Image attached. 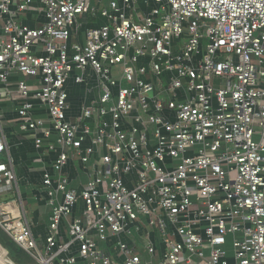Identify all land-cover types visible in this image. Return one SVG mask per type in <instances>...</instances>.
Returning a JSON list of instances; mask_svg holds the SVG:
<instances>
[{
	"label": "built area",
	"instance_id": "built-area-1",
	"mask_svg": "<svg viewBox=\"0 0 264 264\" xmlns=\"http://www.w3.org/2000/svg\"><path fill=\"white\" fill-rule=\"evenodd\" d=\"M34 2L45 18L39 27L20 22ZM146 2L153 7L134 20L138 0H111L101 10L93 0H0V82L14 72L38 79L37 86L18 84L20 128L44 127L30 116L38 101L51 127L36 147L59 137L49 147L59 150L58 177L43 176L52 206L44 250L9 204L0 203V228L36 264H77L68 256L75 246L86 264H264V0ZM87 15L107 23L81 39ZM86 70L100 96L72 123L65 86ZM94 115L100 122L92 128ZM97 147L106 151L104 171L72 189L65 168L71 159L87 165ZM5 150L0 132L7 191L16 175ZM79 204L83 219L74 217ZM63 222L69 242L60 236ZM139 227L147 261L124 240ZM152 232L162 240L157 263ZM110 245L115 256L104 248Z\"/></svg>",
	"mask_w": 264,
	"mask_h": 264
},
{
	"label": "crops",
	"instance_id": "crops-1",
	"mask_svg": "<svg viewBox=\"0 0 264 264\" xmlns=\"http://www.w3.org/2000/svg\"><path fill=\"white\" fill-rule=\"evenodd\" d=\"M111 0H93L98 10L108 9ZM119 4H122V0H116ZM153 7L151 2L147 3L146 0H138L135 9L131 12L134 20H139L145 13H148ZM37 15V17H36ZM45 21L44 14L42 13V6L38 2H34L30 9L20 15V22L31 27H38ZM83 29L81 30V39L84 37V32L87 28L98 27L105 25L107 20L100 16L87 15L83 18ZM2 24L0 21V38H3ZM147 60H143L142 64H146ZM119 68L113 70L114 76H119ZM82 76L85 80L82 84H77L75 78ZM25 82L30 86H37L39 84L38 79L24 77L19 72L11 74L9 81L4 84L0 82V132L4 136L6 141V150L3 153V161H5L14 170L16 175V181L13 183L11 190L5 191L3 185L0 186V203L9 204L10 210L15 214L19 221L28 224L31 228L33 235L41 250H44L46 237L49 233L50 218L52 215V206L47 195V189L43 185V176L45 173L51 174L53 180L57 179V173L53 169L54 162L56 161L59 150L51 152L49 147L51 145L57 146L58 135L52 133L50 139L43 143L40 148L35 145L37 138H43L45 131L51 127L50 118L47 112V108L40 104L38 101H32L34 108L31 112V119L33 121H42L44 127L36 131H23L20 128V116L19 109L24 103L23 99L18 93V84ZM166 84V82H163ZM65 89L68 93V110L67 119L76 123L79 121L81 111L83 108L88 107L92 101L98 100L100 96V86L97 77L91 70L85 72L75 71L67 81ZM184 93V92H183ZM182 93V94H183ZM179 100L184 101V94L180 96ZM20 119V120H19ZM5 122L3 126L1 122ZM100 119L94 115L88 120V124L95 127L96 123H99ZM5 128V129H4ZM92 145L91 139H87L84 147H90ZM66 153H72L71 148L64 149ZM106 151L103 148H96V153L91 156L90 162L84 165L78 159H71L67 167L64 170V174L69 178L72 189H79L84 186L89 178L93 176L97 171H104L102 157ZM135 176H133L134 179ZM83 207L79 204L74 212L75 218L83 219ZM144 221V220H143ZM88 222L84 220L86 225ZM146 224V223H144ZM141 226V225H140ZM67 222H63L60 227V236L65 241L69 242V236L67 233ZM137 237L124 236V240L128 243H132L142 253L145 261L148 259V255L145 252V239L147 233L143 227H139L138 231L134 229ZM96 235V234H93ZM150 239L158 246L157 256L153 262H158L161 257L162 240L158 236L157 232L150 234ZM144 242V249L141 242ZM107 254L115 256L116 251L113 246H104ZM68 256H73L77 259V264H86L84 260L79 257L77 246L73 247ZM1 259L3 255L0 254ZM11 264L7 259L5 261ZM58 263V262H57Z\"/></svg>",
	"mask_w": 264,
	"mask_h": 264
},
{
	"label": "trees",
	"instance_id": "trees-1",
	"mask_svg": "<svg viewBox=\"0 0 264 264\" xmlns=\"http://www.w3.org/2000/svg\"><path fill=\"white\" fill-rule=\"evenodd\" d=\"M0 252L8 256L14 264H36L0 228Z\"/></svg>",
	"mask_w": 264,
	"mask_h": 264
},
{
	"label": "rangeland",
	"instance_id": "rangeland-1",
	"mask_svg": "<svg viewBox=\"0 0 264 264\" xmlns=\"http://www.w3.org/2000/svg\"><path fill=\"white\" fill-rule=\"evenodd\" d=\"M36 17H37V15H36ZM39 26H40V25H39ZM39 26H38V27H39ZM23 76H24V75H23ZM24 77H25V76H24ZM1 83H2V82H1ZM124 86H126V84H125ZM19 120H20V119H19ZM1 124H2L3 126L6 125V123L3 122V121L1 122ZM4 129H5V128H4ZM68 154H70L69 151H68ZM0 202H1V201H0ZM132 236L137 237L135 230L132 231ZM227 240H228V242H227L226 250H227V253H228L229 257H230V256H232V255L234 254V248H233V243H232V237L229 236V237L227 238ZM141 244L143 245V249H144V242L142 241ZM7 259L9 260V262H11V260L8 258V256H7Z\"/></svg>",
	"mask_w": 264,
	"mask_h": 264
},
{
	"label": "bare ground",
	"instance_id": "bare-ground-1",
	"mask_svg": "<svg viewBox=\"0 0 264 264\" xmlns=\"http://www.w3.org/2000/svg\"><path fill=\"white\" fill-rule=\"evenodd\" d=\"M0 254H2L4 256L3 259H1V257H0V264H8L5 262L7 260V256L5 254H3L2 252H0Z\"/></svg>",
	"mask_w": 264,
	"mask_h": 264
},
{
	"label": "water",
	"instance_id": "water-1",
	"mask_svg": "<svg viewBox=\"0 0 264 264\" xmlns=\"http://www.w3.org/2000/svg\"><path fill=\"white\" fill-rule=\"evenodd\" d=\"M11 264H14L12 261L10 262Z\"/></svg>",
	"mask_w": 264,
	"mask_h": 264
}]
</instances>
